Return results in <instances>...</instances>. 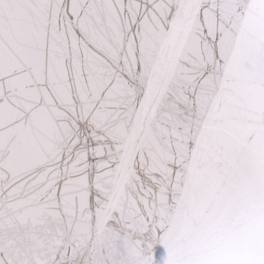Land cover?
<instances>
[{"label":"snow or ice","instance_id":"6c2138e0","mask_svg":"<svg viewBox=\"0 0 264 264\" xmlns=\"http://www.w3.org/2000/svg\"><path fill=\"white\" fill-rule=\"evenodd\" d=\"M0 264H264V0H0Z\"/></svg>","mask_w":264,"mask_h":264}]
</instances>
